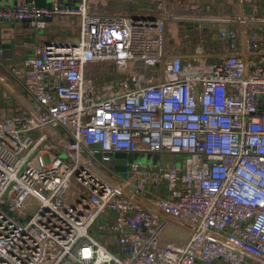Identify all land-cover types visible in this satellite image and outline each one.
Segmentation results:
<instances>
[{
	"label": "built area",
	"instance_id": "obj_1",
	"mask_svg": "<svg viewBox=\"0 0 264 264\" xmlns=\"http://www.w3.org/2000/svg\"><path fill=\"white\" fill-rule=\"evenodd\" d=\"M44 1L0 8V24L33 30L80 19L77 37L0 66V264H264L256 39L252 49L227 33L231 53L187 55L170 51L161 5L140 15ZM107 63L116 78L90 68ZM138 152L152 162L116 157ZM170 155L185 158L171 166ZM94 161L120 162L121 181Z\"/></svg>",
	"mask_w": 264,
	"mask_h": 264
},
{
	"label": "crops",
	"instance_id": "obj_2",
	"mask_svg": "<svg viewBox=\"0 0 264 264\" xmlns=\"http://www.w3.org/2000/svg\"><path fill=\"white\" fill-rule=\"evenodd\" d=\"M35 1L0 0V8L33 5ZM94 3L112 13L133 12L140 15L155 12L158 5L165 7L171 15L168 22V43L170 23L180 24V30L171 34L178 53L191 55L199 49H204L209 54L231 53L234 47L232 41L223 36L226 32L235 33L239 39L237 43L241 42L246 47H251L253 39H256V50L264 51V24L256 25L250 31L253 23L249 20L250 17L264 16V0H94ZM68 20L48 19L47 28L63 27L70 32ZM78 26L80 31V20ZM39 31L33 30L31 25L25 22L1 23L0 35L7 34L3 38L0 37V52H5L3 57L0 56V66L12 70L17 62L25 57H33L35 47L48 41L38 34ZM12 79L18 83L15 78Z\"/></svg>",
	"mask_w": 264,
	"mask_h": 264
},
{
	"label": "rangeland",
	"instance_id": "obj_3",
	"mask_svg": "<svg viewBox=\"0 0 264 264\" xmlns=\"http://www.w3.org/2000/svg\"><path fill=\"white\" fill-rule=\"evenodd\" d=\"M69 19V23H68V27H69V30L70 32H67L66 29H64L63 27H56V26H51V27H48L46 30H40L38 32V34L41 36V37H44L45 40H48V41H54V40H67V39H70V38H73V37H77L78 34H79V18H62V20H67ZM61 21V20H60ZM67 21V22H68ZM256 26L255 23H253L251 26H250V31H252V29ZM188 28H191V26H188ZM180 30V24L179 22H171L170 23V26H169V32H170V42H169V49L171 52H176L177 51V47L173 44V38H172V35L174 32L176 31H179ZM7 34V33H5ZM226 33H224V35H226ZM1 37V35H0ZM1 48V46H0ZM2 68H5V69H9L8 67L6 66H3ZM91 69H93L94 71L96 72H101L102 74H104L106 76V79L107 80H111V79H114L116 78V67L114 64H111V63H107L105 65H99V66H93L91 65L90 67ZM155 74L158 76L159 75V66L156 67V69L154 70ZM10 80L11 82L16 85V87L24 92V90L19 87L15 81L10 77ZM9 100V97L6 93L0 91V107L2 106H5L6 103L8 102ZM31 136H33L35 139L38 138V135L37 134H30ZM182 158H185V156H181V155H170L169 156V162H170V165L171 166H174V165H178L180 164ZM135 162L138 163V164H141L142 166H148L151 162H152V155L148 154V153H145V152H138L136 155H135ZM95 165L97 167H99L100 169H102L104 172H106L107 174L111 175L115 180L117 181H121V177L119 175H117L115 172H116V168L115 166H108V167H104L103 165H101L98 161H94ZM200 264V263H198ZM220 264V263H219Z\"/></svg>",
	"mask_w": 264,
	"mask_h": 264
},
{
	"label": "water",
	"instance_id": "obj_4",
	"mask_svg": "<svg viewBox=\"0 0 264 264\" xmlns=\"http://www.w3.org/2000/svg\"><path fill=\"white\" fill-rule=\"evenodd\" d=\"M45 4V1L44 0H36L35 1V5L38 6V7H42L43 5ZM6 34L4 33L2 38L5 36ZM94 147H98V146H94ZM116 157L118 159H123V158H128V161L129 163H132L134 160H135V155L134 154H125V153H119L116 155ZM116 170L119 171V172H123L126 170L125 166H121V163L118 162V165L116 166Z\"/></svg>",
	"mask_w": 264,
	"mask_h": 264
},
{
	"label": "bare ground",
	"instance_id": "obj_5",
	"mask_svg": "<svg viewBox=\"0 0 264 264\" xmlns=\"http://www.w3.org/2000/svg\"><path fill=\"white\" fill-rule=\"evenodd\" d=\"M241 17H243V16H241Z\"/></svg>",
	"mask_w": 264,
	"mask_h": 264
},
{
	"label": "trees",
	"instance_id": "obj_6",
	"mask_svg": "<svg viewBox=\"0 0 264 264\" xmlns=\"http://www.w3.org/2000/svg\"><path fill=\"white\" fill-rule=\"evenodd\" d=\"M117 75V74H116Z\"/></svg>",
	"mask_w": 264,
	"mask_h": 264
}]
</instances>
